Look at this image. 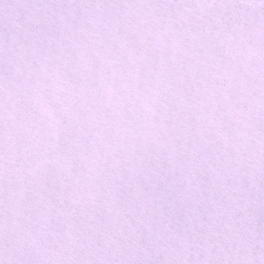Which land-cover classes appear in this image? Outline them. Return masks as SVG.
Listing matches in <instances>:
<instances>
[{
    "label": "snow or ice",
    "instance_id": "snow-or-ice-1",
    "mask_svg": "<svg viewBox=\"0 0 264 264\" xmlns=\"http://www.w3.org/2000/svg\"><path fill=\"white\" fill-rule=\"evenodd\" d=\"M0 264H264V0H0Z\"/></svg>",
    "mask_w": 264,
    "mask_h": 264
}]
</instances>
